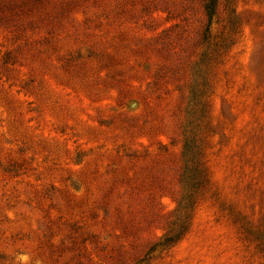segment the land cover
I'll return each instance as SVG.
<instances>
[{"label":"rangeland","instance_id":"rangeland-1","mask_svg":"<svg viewBox=\"0 0 264 264\" xmlns=\"http://www.w3.org/2000/svg\"><path fill=\"white\" fill-rule=\"evenodd\" d=\"M206 2L0 0V264H264V0Z\"/></svg>","mask_w":264,"mask_h":264},{"label":"trees","instance_id":"trees-1","mask_svg":"<svg viewBox=\"0 0 264 264\" xmlns=\"http://www.w3.org/2000/svg\"><path fill=\"white\" fill-rule=\"evenodd\" d=\"M218 4L219 0H208V2L204 4L205 15L209 23L206 30L207 33L210 31V28L213 24ZM229 23H231L232 28H234L235 24L233 23V21L230 20ZM186 151H188V149H186ZM193 156V161L195 162V168L192 171L193 173L191 179L193 181V188H204L209 183L208 170L205 167L204 162L202 161V155L199 148L196 147L195 150H193ZM194 200L195 196L191 195L189 200L190 207H192V205L194 204Z\"/></svg>","mask_w":264,"mask_h":264}]
</instances>
